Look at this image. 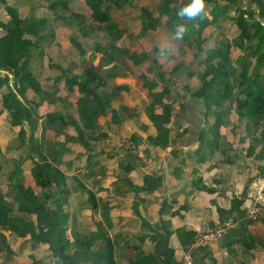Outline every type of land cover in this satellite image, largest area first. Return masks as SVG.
I'll return each mask as SVG.
<instances>
[{"label": "trees", "instance_id": "obj_1", "mask_svg": "<svg viewBox=\"0 0 264 264\" xmlns=\"http://www.w3.org/2000/svg\"><path fill=\"white\" fill-rule=\"evenodd\" d=\"M40 1L46 3L57 20L66 18L61 14L62 11H70L72 16L77 15L69 7V0ZM237 2L230 0L227 5L222 6L220 0H205V3L211 5V9L207 11L204 9L201 15L191 20L178 17L177 9L171 7L166 0L158 5L159 17L166 18V28L173 33L175 25L183 24L186 28L183 41H193L198 51L202 50L205 29L228 16L231 11L235 13L233 20L238 28V36L232 41L227 38L218 41L214 48L206 51L203 69L188 73L189 77L197 76L200 79V87L192 93L204 102L206 109L205 126L199 134L198 146L194 150L198 163L211 159L217 151L227 155L224 161L233 163L237 150L233 147L234 142L226 140L222 129L228 127L234 129L243 123L246 136L240 141L249 138L248 155L253 156L256 162L264 161V0H249L244 9L238 6ZM84 3L91 10L90 18L98 24L99 32L103 33L102 38L106 40L103 48L112 53L110 56L105 51L104 56L110 58L108 60L104 58L102 62L117 60L118 55L126 56L128 51L117 46L126 30L111 18L109 5L119 9L133 5V0H84ZM253 5L256 8H253ZM2 6L10 17L7 22H3L0 12V28L4 31V35L0 37V90L4 86L8 89L2 96V105L9 113V123L12 126H20L12 148L26 150V155L8 160L0 145V229L11 231L21 239H31L35 244L46 246L48 261L42 262L43 264H122L124 258L127 259V264H183L178 260L175 248L170 245V237L175 233L182 248L186 250L198 235L197 231L187 227L171 229L170 222L163 218L151 224L140 213V203L144 202L142 198L133 200L132 211L141 219L143 232L133 234L128 231L115 232L111 216L113 209L111 199L98 196L93 189L80 183L81 193L86 194V198L80 201H83L86 207H90L94 215L99 214L100 219L95 220L96 230H78L71 224L69 216L71 177L54 163L55 151L50 154L43 152L35 135L38 120L41 118L38 112L39 103L28 98L29 92L44 94L32 72L30 60L35 49H38L45 39L44 30L48 20L35 16L23 18L19 10L11 6L9 0H0V9ZM207 14L211 15V18ZM139 17L141 35L156 29L158 22L150 7H141ZM70 42L80 54L85 53L81 42L74 37H70ZM233 45L245 51L236 63L231 56ZM129 57L134 63V56ZM181 65H176L172 73L177 72ZM55 67L62 71L69 91L78 86L79 119L75 120L69 114L51 112L45 115L46 124H57L62 133L68 126H74L77 136H69L66 133L64 134L66 140L78 142L86 151L91 152L94 144L92 140L100 141L105 137V134L97 133L98 118L112 111L113 96L110 97L106 89L110 74L101 75L95 67H85L80 74L60 66ZM115 69L116 66L113 65L111 70ZM161 76L159 74L158 78ZM143 80L145 85H151L147 77L143 76ZM118 88L123 89V86ZM166 92L165 88L161 95L164 96ZM160 104L163 108L161 114L154 112V104L149 109L150 119L157 129V134L148 136L147 142L164 148L172 139L166 124L174 107L161 101ZM232 113L235 121L231 120ZM132 139L137 140V136L133 134ZM140 142L141 140L135 141V146ZM231 151L235 153L234 156L229 155ZM27 159L33 162L31 168L33 186L26 184L23 164ZM8 162H11L12 169L8 168L4 172ZM119 168L121 171L111 184L110 192H119L121 189H124L125 194L141 190L154 192L163 185L161 175L157 177L145 175L143 185L135 184L129 177L135 166L124 162ZM257 168L258 176L264 177V165L258 164ZM194 171L197 172V169ZM90 173L94 179L97 174L102 177L105 174L101 169H92ZM3 175L5 180L2 178ZM73 179L80 181L77 176ZM201 181V178H196L191 182V186L194 189L198 188ZM246 185H249V182ZM203 188L208 192L214 191L209 186ZM244 196L245 193L240 197L234 196L228 209L217 208L222 224L230 218L234 224L226 228L221 239L222 247L229 250L234 257L240 254L247 255L246 249L259 250L258 248L263 246V241L255 238L250 232L249 226L255 221L248 217L247 209L243 207ZM187 206L183 205L180 209H187ZM170 209L171 206L164 201L160 214H179L178 210ZM259 219L264 222V207ZM146 244L150 248H147ZM127 248L132 254L125 256L124 251ZM192 257V264H206L207 260L211 264L216 263L209 246L193 249ZM31 258L30 264L39 263L35 255ZM240 264L246 263L241 261Z\"/></svg>", "mask_w": 264, "mask_h": 264}, {"label": "crops", "instance_id": "obj_2", "mask_svg": "<svg viewBox=\"0 0 264 264\" xmlns=\"http://www.w3.org/2000/svg\"><path fill=\"white\" fill-rule=\"evenodd\" d=\"M35 1L39 2L40 0ZM166 1H168L171 7L176 9L184 2V0H181V3L173 5L169 0ZM229 1L220 0V3L222 6H225ZM237 1V5L244 9L249 0ZM23 4H30V2L24 1ZM45 6L47 7L46 4ZM204 9L206 11L210 10L211 5L205 3ZM207 15L211 18V15ZM233 16H235V13L231 11L228 16L221 18L216 24L210 25L205 29L203 33L204 43L201 51H198L193 41L173 39L172 31L166 28V18L159 17V14H154L158 25L156 29L146 31L143 35L139 31L138 40H136L139 46L136 48V52L133 53L128 48L122 47L128 51L125 54L127 57L118 55V59L112 62H102V59L106 58L108 60L110 58L109 56H104L105 51L110 56L112 54L110 50L103 48L106 42H98L93 51L86 50L83 55H74L72 53L74 51H72L69 43L65 42L64 36L63 40L58 41V44L61 46L58 49H52L51 52L53 51L54 53L50 52L49 55L51 56L47 54L48 58L51 57L52 59H56L54 56L60 55L58 61L50 62L47 59L45 62L39 63V58H36L34 56L35 51L33 52L30 60L32 72L43 90L44 88H56L58 86V91L61 92H58L50 99L48 97L49 94L47 96L45 90L43 95L34 92L28 93L30 100L39 103L38 112L41 118L38 120L35 135L41 144L43 152L50 154L52 151H55L56 161L54 163L71 177L69 180V186L72 189L70 196L72 218L70 222L78 230H96L95 220L98 221L100 219L99 214L94 215L91 208L86 207L83 201H80L86 198V194L81 193L79 189L80 183L93 189L98 196L104 199H111V205L113 206L111 216L113 217V230L115 232H129L131 225L136 228L134 233L142 232L141 219L137 218L132 211L133 200L142 198L144 202L140 203V213L151 224L163 218L165 221L170 222L171 229L187 227L197 231L198 234L221 223L217 211L218 207L228 209L234 196L240 197L245 193L244 206L247 199H249L246 198V191H248L249 185L257 179L262 180L264 183V177L258 176L259 170L257 168L258 164L264 165V161L256 162L253 156L248 155L249 138L240 141V139L246 136L244 123L234 129L233 127L222 129L226 140L234 142L233 147L237 150V156L233 159V163L224 161L227 155L222 154L221 151H217L211 159L206 160L204 163H198L196 156H194V150L198 146L199 134L205 126L206 109L204 102L192 93L193 90L200 87L201 81L197 76L189 77L188 73L190 71L198 72L203 69L206 51L214 48L218 41L223 38L232 41L238 36V28L234 23ZM22 17L27 18L26 16ZM9 18V16L4 18L1 12V20L3 22H7ZM90 24L92 26L95 25L94 22ZM80 29L84 34L87 33L84 27ZM51 31L53 35H56L54 26ZM2 35H4V31L0 28V37ZM48 37L50 35L45 31V39H48ZM117 46L119 45L117 44ZM39 47H41V44ZM77 51L79 50L77 49ZM41 52L42 47L38 53ZM244 54L245 51L243 49L235 45L232 46L231 56L235 61L234 63ZM129 55L134 56V63ZM47 56L45 55L44 59ZM76 56H78L79 60L77 64L70 59ZM179 64L182 65L179 66L177 72L172 73L173 68ZM113 65L116 66L115 70H111ZM55 66H60L76 74H80L85 67H95L101 75L110 74L106 89L109 91L110 97L113 96L111 101L112 111L98 118L99 130L97 133L105 134V137L100 141L92 140L94 144L92 145L91 152L86 151L78 142L66 140L64 136L66 133L69 136H77L74 126H68L64 130V133H62L57 124H46L45 115L51 112H60L64 115L69 114L75 120L79 119L77 113V99L80 96L78 86H74L69 91L66 87L62 71ZM51 68H55L58 72H54ZM159 74L162 75L160 79L158 78ZM111 75L114 76L112 77ZM143 76L147 77L150 81V86L144 84ZM60 79H62L61 84L58 82ZM122 86L123 89L118 88ZM61 87H66V89H63V91ZM165 88L167 92L162 96L161 93ZM7 90L6 86L0 90V138L2 135H7L10 140L14 141L20 130V126H12L9 123L8 111L3 109L2 96ZM160 101L172 104L174 108L175 106H179L174 126L170 129L171 142L164 148L147 142L148 136H155L157 134V129L150 119L149 109L154 104V112L161 114L163 108ZM90 105L91 103H89V107ZM211 118L213 119V117ZM235 119V116L232 114L231 120L235 121ZM230 129L233 135L228 136L227 133ZM133 134L137 136V140H141L138 146L134 144L137 140L132 139ZM238 142L241 143H239V146ZM0 145L5 154L4 150L6 148L3 147L1 139ZM15 150L18 152L24 151V153H20L10 159L26 155V150ZM233 151L229 153L230 156L235 155ZM28 160L31 159H27L26 161ZM124 162L135 166V170L129 175L133 183L143 185L145 175L155 177L161 175L163 185L154 192L141 190L125 194L124 189L115 193L110 192L111 184L116 180L117 173L121 171L119 167ZM253 163L256 166L250 173V176L246 180H242L245 184V189H247L239 195L237 194L239 193L237 190L242 179V177L240 179V168L244 165L252 166ZM7 165V169H12L11 162H8ZM224 165L231 168L229 174L225 170V178L223 171H221ZM195 168L197 172L194 171ZM23 169H25L24 164ZM92 169H101L105 174L103 177L97 174L94 179L92 173H90ZM25 173L27 174L26 171ZM74 176H77L80 181L73 179ZM196 178H201L202 181L199 187L194 189L191 186V182ZM31 179L33 182L29 181L26 184L33 186L34 179L32 175ZM229 180L232 183L231 185L227 184ZM247 182H249V185H246ZM203 186L212 187L214 191L208 192ZM227 197H229L228 201H221L223 199L227 200ZM164 201L167 205L171 206V211L178 210L179 214L161 215L160 209ZM183 205H188L187 209H180ZM227 221H230L232 224L231 218ZM232 226L234 224L230 227ZM249 229L255 238L263 241V246L247 264H264V222L259 220L251 224ZM5 232L9 233L10 231H4V234H6ZM170 245L174 248H182L175 233L170 237ZM210 249L216 259V264L222 263L223 260L218 257V253L223 255L224 258L228 257V259L225 258V261L229 262L232 253L222 247V245L218 246L217 244V247L211 246ZM250 251L246 249L247 255H250ZM29 255L31 257L34 254L31 253ZM177 258L180 260L178 256ZM36 259L39 260L37 257ZM43 259L39 260L38 264L48 261L47 253ZM206 264L211 263L207 260ZM230 264H237V260L232 258Z\"/></svg>", "mask_w": 264, "mask_h": 264}, {"label": "rangeland", "instance_id": "obj_3", "mask_svg": "<svg viewBox=\"0 0 264 264\" xmlns=\"http://www.w3.org/2000/svg\"><path fill=\"white\" fill-rule=\"evenodd\" d=\"M24 1L30 2V4H23ZM162 1L163 0H133V5H126L125 7L119 8V9L114 7L113 5H109L110 6L109 9L111 11V18L114 21H116L121 28L126 30L125 35L117 42V44L121 47L128 48L130 51L135 53L136 48L139 46V43L136 42V40H138L137 36H138L139 31H140L141 21H140L139 14L141 12V7L148 6L151 8L153 13L155 15H157L158 14V5L161 4ZM169 1L173 5H177L178 3H181V0H169ZM10 4L12 7H15V8L17 7V9L19 8V11H20L19 14L21 16H24V17L26 16L28 18H31V16H35V17H39V18L44 17L48 20V28L46 29V27H47V24H46L44 34H45V31H47L48 35H50V37H48V39H44L42 41V43H41L42 52L38 53L40 48H41V47H39L38 51H37V49H35V53H34V56L36 58H39V63L45 62L47 59L50 62L56 61V60L58 61L60 59V55L54 56V57H56V59H52L51 57L48 58L47 54L49 55V53L51 52L52 49L55 50L61 46L60 44H58V41L63 40V36H64L65 42L66 43L68 42L72 48V51H74V52H72V53H74V55L80 54V52L77 51V48H75L71 45L70 37H74L76 40H78V42H81L85 51L86 50L93 51L95 49V47L97 46V42H103V43L106 42L105 38H102L103 33H100L99 28H97V26H96L98 24L95 23L90 18L91 10L85 5L84 0H71V1H69V7L71 8V10L74 13H77V15L72 16L70 11H62L61 14L66 16V18L64 20L55 19L54 13L48 7H46L45 6L46 3L42 2V1L36 2L35 0H11ZM0 12H2V16L4 18H6V16H9L8 12L4 9L3 6L1 7ZM91 22H94L95 25L92 26L90 24ZM53 26L56 29V35H53V32L51 31ZM81 27H84V29L87 31V33L84 34L80 29ZM53 31H54V28H53ZM94 32H96V33H94ZM61 34H63V35H61ZM51 53L53 54L54 52L52 51ZM45 55L47 56L46 59H44ZM49 56H51V55H49ZM70 59L73 62H76V64L79 61L78 56H76L75 58L71 57ZM51 69L54 72H58V70H56L55 68L54 69L51 68ZM61 81H62V79H60L58 81L59 84H61ZM57 87L56 88L55 87L44 88L47 96L49 94V96H48L49 99L51 97L55 96L59 92ZM63 89H66V87H61V90H63ZM59 93H61V92H59ZM227 135L228 136L233 135L231 129L228 131ZM0 139H1L3 147L6 148L4 150L6 158L10 159L13 156H17L20 153H24V151L18 152L16 150H14V148H11V146L13 145V140H10L9 136L2 135ZM239 143L240 142H238V146H239ZM221 164H223V163H221ZM7 166L4 169V172L7 170ZM255 166H256L255 163H253L252 166L244 165L243 167L240 168L239 173H240V179L242 177L241 181L246 180L250 176V173L253 171ZM31 167H32L31 160H28L24 163V168H25L24 170L27 172V174L25 173L27 176V180H26L27 184L29 181L33 182L31 179V175H32L31 174ZM225 170H226V173L229 174L231 168H228L225 165L223 168H221V171H223V173H224V178L226 176ZM2 178H3V180H5V175H3ZM241 181H240L239 186H238L239 189L237 190L239 192L237 194H239V195H241L247 189V188L245 189V184L243 183V181L242 182ZM227 184L231 185L232 183L229 180ZM259 191L261 192V194L264 193V183L262 182V180L257 179L249 185L248 191H246V195H247L246 198H249V199H247V201L243 207H245L247 209V212H248L249 208L255 204L256 199L259 195ZM249 195H252V196H249ZM228 198L229 197H227V200L223 199L221 201L222 202L228 201ZM69 215H70V220H71V218H72L71 207L69 208ZM248 217L251 218L249 216V214H248ZM252 219L255 221L254 223H256L260 220L259 215L257 218H252ZM254 223H252V224H254ZM230 224H231L230 221H227L224 224L218 223L217 225L210 227L206 231H202L200 233V234L208 233V232L214 233L213 240L207 245V246H209V248H211V246L217 247V244H218V246L221 245L222 234L225 232L224 230H226L227 227H230ZM232 224H233V222H232ZM220 229H224L223 230L224 232L222 231L221 233L218 234V231ZM134 231H136V228H135V226L131 225L129 233L133 234ZM5 233L6 234H4V230L0 231V264H28L32 261V258L29 255L31 253L34 254L35 257L39 258V260H41V259L44 260L43 258H45L46 253H47V249L44 245L35 244L31 239H20L15 233H13L11 231L9 233H7V232H5ZM1 234H3V235H1ZM146 247L150 248V246L148 244H146ZM258 249L260 250L262 248H258ZM176 250H177L176 256L181 258V255H182L181 252L184 251L185 249H182V248L180 249L178 247V248H175V251ZM259 250H257V249L253 250L252 249L251 250L252 254L250 251L251 255L240 254L238 256L232 257V254H231L228 263H227V261H225V258L228 259V257L224 258L223 255L218 253V257L223 259L222 263L220 262L219 264H230L232 258H235L237 260V264H240L241 261H243L247 264L248 261ZM124 252H125L124 253L125 256L132 254V252L129 248H127ZM181 259H180V261H182ZM121 263L127 264V259L124 258V260L121 261Z\"/></svg>", "mask_w": 264, "mask_h": 264}, {"label": "built area", "instance_id": "obj_4", "mask_svg": "<svg viewBox=\"0 0 264 264\" xmlns=\"http://www.w3.org/2000/svg\"><path fill=\"white\" fill-rule=\"evenodd\" d=\"M254 8H256V6L254 5ZM9 76H11V74L9 73ZM179 110V106H175V108L172 111L171 117L169 122L166 124V126L171 129L174 126V122L177 116ZM264 207V196L263 194H261V192L259 191V195L256 199V202L253 206H251L248 210V214L251 218H257L258 215L260 214L261 210ZM231 226V224H230ZM224 229H220L218 231V234L221 233ZM225 231V230H224ZM223 231V232H224ZM214 238V233L213 232H208V233H203V234H199L197 235L194 240L191 242V244L189 245L188 249L182 251V255H181V260L183 264H192L193 263V257H192V250L196 249L198 247L201 246H207Z\"/></svg>", "mask_w": 264, "mask_h": 264}, {"label": "clouds", "instance_id": "obj_5", "mask_svg": "<svg viewBox=\"0 0 264 264\" xmlns=\"http://www.w3.org/2000/svg\"><path fill=\"white\" fill-rule=\"evenodd\" d=\"M205 0H184L181 6L176 10L178 17L186 18L188 20L194 19L201 15L204 10ZM186 28L183 24L174 26L173 39L181 40L184 36Z\"/></svg>", "mask_w": 264, "mask_h": 264}]
</instances>
